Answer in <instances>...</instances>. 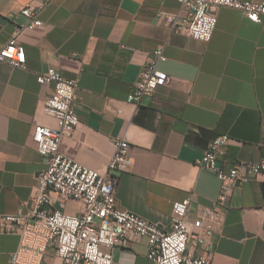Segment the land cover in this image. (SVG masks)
<instances>
[{
	"label": "crops",
	"instance_id": "0c3cea01",
	"mask_svg": "<svg viewBox=\"0 0 264 264\" xmlns=\"http://www.w3.org/2000/svg\"><path fill=\"white\" fill-rule=\"evenodd\" d=\"M33 0H0V49L15 35L24 45L25 67L0 62V213H14L36 189L46 159L31 139L36 123L57 126L44 111L53 84L40 73L55 67L78 79L73 107L80 117L60 151L108 171L115 141L126 139L132 164L118 173L117 203L170 229L173 205L191 199L187 218L217 207L218 175L197 163L220 134L232 140L218 160L229 168L264 157V15L261 22L241 10L221 7L210 41L171 31L162 12L178 0H37L43 26L27 28L21 9ZM165 44L159 63L170 80L139 105L128 101L153 51ZM55 208L71 214L83 202ZM213 264H264V174L235 188L225 222L212 235ZM18 234L0 236V264H11ZM149 239L130 237L115 249L114 264H154ZM195 256L209 252L190 246ZM49 245L40 264H61Z\"/></svg>",
	"mask_w": 264,
	"mask_h": 264
},
{
	"label": "built area",
	"instance_id": "2783aa9c",
	"mask_svg": "<svg viewBox=\"0 0 264 264\" xmlns=\"http://www.w3.org/2000/svg\"><path fill=\"white\" fill-rule=\"evenodd\" d=\"M176 12H162L171 31L210 41L216 29L217 10L221 7L239 9L254 22H261L264 0H178ZM49 1L33 0L21 9L29 21L27 28L43 26L40 11ZM165 44L152 53L146 67L135 81L128 101L139 105L165 85L170 76L159 69L166 58ZM26 50L14 35L0 49V62L25 67ZM41 84H53L52 92L44 102V111L57 120V126L36 123L31 134L38 151L46 159V167L38 177L36 189L30 198L14 213H0V236L18 234L19 248L11 254V264H40L42 253L49 245L56 249L61 264H114L115 249L126 246L130 237L149 239L148 257L154 264H213L212 235L225 222L228 201L236 187L251 177L264 174V157L257 161L240 160L229 168L218 160L226 154L232 138L220 134L208 145L198 159L200 167L215 172L220 179L216 208H206L201 217L190 222L187 218L191 199L176 201L170 229L159 223L122 208L117 203L118 173L127 171L132 158L126 139L115 141L116 151L108 163V171L101 173L85 166L60 151L65 134L75 130L80 117L73 107L78 79L64 76L55 67L38 75ZM69 199L83 202V210L71 214L55 208ZM209 252L207 257L195 256L190 246Z\"/></svg>",
	"mask_w": 264,
	"mask_h": 264
}]
</instances>
